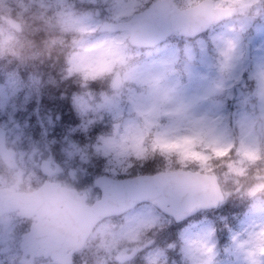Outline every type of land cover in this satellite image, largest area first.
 <instances>
[{
    "label": "clouds",
    "instance_id": "obj_1",
    "mask_svg": "<svg viewBox=\"0 0 264 264\" xmlns=\"http://www.w3.org/2000/svg\"><path fill=\"white\" fill-rule=\"evenodd\" d=\"M115 2L116 0H104V3L98 6L99 14L96 15V19L88 22L90 26L101 27L105 24L129 25L115 33L96 31L84 39L69 33L62 41L41 39L38 43L29 44L18 39L0 40V75L14 74L24 67H31L34 70L38 67L35 61L39 60L41 64H48L56 71L58 79L51 82L64 85L61 98L70 99L78 93H91L92 103L95 105L105 96L112 97L118 105L117 108L112 111H95L98 117L111 114V128L104 134L106 137L119 138L126 126L141 123L143 118L139 110L150 107L158 95L167 92L170 101L165 107H181L183 110L178 115L166 117L165 126L173 125L179 127L181 131H186L191 128L194 120L202 118L205 125L214 127L217 132L222 133L226 142L238 145L246 131L244 122L254 120L259 123L261 138L264 140V95L261 94L260 84V75L264 72V67L252 70L246 83H242L239 76L244 58L241 36L248 24L264 15V0H249L250 6L245 11H232L191 32L183 31L175 25L179 20V11L194 0H168L170 8L175 11H168L155 17L150 26V31L158 37L156 42L139 46L132 44L128 37L132 35L133 28L145 20L143 13L156 0H148L143 7H138L132 17L119 21L114 18ZM214 2L225 8L240 7V0ZM126 3L131 6L132 0H126ZM219 25H229L227 34L214 32L215 27ZM205 30L209 33L207 39L199 35ZM107 35L125 38L127 67L134 69L138 79L149 80L162 70H167L159 93H152L147 84L139 85L134 81L125 82L120 89H114L112 82L117 72L125 71L124 66L118 65L112 73L88 79L73 68L72 57L77 52V44L81 40L92 43ZM27 47H35L38 51L26 55L24 49ZM197 51L207 56V71L200 91L194 96H189L185 94L186 83L181 82V73L191 65L193 53ZM238 91L243 96L242 110L249 113L250 118L246 116L242 123H238L234 117L226 123L224 118L226 106L236 101ZM141 93L144 95L141 105L130 103L131 97ZM261 157L255 163L245 162L239 165L235 149H230L227 156L211 160V174L215 176L220 191V198L215 201L217 204L235 201L248 207L264 206V148ZM229 162H237V166L243 168V174H235L228 167ZM124 163L130 166L126 170L117 166L116 170L120 175L126 176L127 180L154 176L169 166V160L159 152L150 154L145 159L129 157ZM149 163L153 166L152 170L143 171L145 165ZM170 164L174 168L180 167L175 156L170 158ZM185 168L190 171H201L195 162L187 163ZM115 206L121 208V211L109 218L114 230L118 233L132 231L136 238L127 245L125 258L119 262L109 260L108 264H217L220 253L213 230L189 233L186 231L188 226L185 225L174 232L170 231L174 224H179L198 209L210 207V203L204 202L202 193L173 191L164 196H154L135 203L117 200ZM22 218L31 226L30 219ZM220 219L224 220L223 217ZM261 231H264V223L230 237L231 248L242 255L245 264H248V254L255 247L256 236ZM206 248H211V252H206ZM257 258L264 259L258 252Z\"/></svg>",
    "mask_w": 264,
    "mask_h": 264
},
{
    "label": "snow or ice",
    "instance_id": "obj_2",
    "mask_svg": "<svg viewBox=\"0 0 264 264\" xmlns=\"http://www.w3.org/2000/svg\"><path fill=\"white\" fill-rule=\"evenodd\" d=\"M147 3L148 0H132L131 6H129L126 0H116L114 18L119 21L126 17H132L138 7H143ZM249 6V0H240L239 9L225 8L214 0H194L179 11V20L175 26H191L194 31L199 30L222 15L236 10L245 11ZM168 11H175L170 8L168 0H156L155 3H152L143 13L145 20L133 28L132 35L128 37L130 42L137 46L155 43L158 37L150 31V26L155 17ZM61 15L65 16L64 25L67 31L78 32L82 35H90L96 31L115 33L118 29L129 27L127 24L90 26L89 21L74 18L71 12L62 11ZM126 48L125 38L115 35H107L92 43L81 40L77 44V52L72 57V66L76 71L81 72L85 79L103 76L112 73L118 65L124 66L125 71L117 72L112 82L114 89H120L125 82L134 81L139 85L147 84L152 93H159L167 70H162L149 80L138 79L134 74V69L127 67ZM260 84L261 94L264 95V72L260 75ZM77 100L84 112L112 111L118 107L114 99L108 96L95 105L80 98ZM143 100L144 95L141 93L131 97L130 103L141 105ZM169 101L170 97L167 92H164L157 96L150 107L143 110L138 108L143 118L142 122L126 126L124 133L119 138L116 136L102 137L98 151H103L106 155L113 154L116 158V165L125 170L130 166L124 163L129 157L145 159L156 152L168 160L175 156L180 164L179 168H174L169 163V166L154 176L137 177L135 180H126L117 184H108L98 180L97 183L103 187L104 194L102 198L97 199L91 205L85 202L86 194L76 193L55 183H47L34 194L31 205L37 226L57 222L67 223L74 217H86L94 223L106 216L118 214L121 208L115 206L117 200L135 203L138 200L154 196H164L173 191L199 192L203 194L204 202L214 203L220 198V193L216 186V178L211 174V160L227 156L230 149H235L239 157V165H243L245 162H255L261 158V146L248 138L251 133L242 136L240 143L236 145L226 142L224 135L217 132L214 127L205 125L202 118L194 120L191 128L186 131H181L179 127L173 125L161 126L158 123L161 116H175L183 110L181 107L175 109L165 107ZM189 162L198 164L201 171L186 170L185 165ZM228 167L237 175L243 172V168L237 166V162H229ZM44 170L46 174L53 175L47 162ZM117 236L133 240L136 238L132 231L119 233ZM254 243L255 247L248 254V264H264V259L257 258V252L260 257H264V231L257 234ZM114 244L115 241L112 246ZM205 251L210 253L211 248H206ZM118 259H122V255Z\"/></svg>",
    "mask_w": 264,
    "mask_h": 264
},
{
    "label": "rangeland",
    "instance_id": "obj_3",
    "mask_svg": "<svg viewBox=\"0 0 264 264\" xmlns=\"http://www.w3.org/2000/svg\"><path fill=\"white\" fill-rule=\"evenodd\" d=\"M83 3L88 4L90 10L82 9ZM103 3L104 0H0V40L9 38L14 41L17 39L23 42L28 41V35L30 36V34H35L37 32L33 31L32 26L36 25L38 22L44 26L51 25L55 20V22L59 23L61 31L67 34L73 33L78 38L84 39L87 37V34L82 35L78 32L67 31L65 29V16L61 15V12L68 11L71 12L74 18L93 21L96 19V15L99 14L98 6ZM28 4H31V6H28ZM10 20L18 24L21 31L20 33L8 24ZM249 26L248 24L245 27V31L241 36L242 42H248L251 48L248 59L245 60L243 58L241 62L239 76L242 83L248 81L252 70L264 67V28L257 25L253 28H249ZM228 27L229 25H219V28L214 32L218 34H227ZM53 36L54 34L52 32L46 39L52 41ZM64 36L65 35H63V37ZM208 36L209 33H207V35H202L204 39H207ZM31 39H33V37H31ZM41 39L38 38L37 41L39 42ZM171 39L174 40L175 37ZM24 51L26 54L27 49L25 48ZM36 64L39 66L40 63L37 62ZM46 71L49 72V68H47ZM206 71L207 56L199 51L194 52L191 65L185 68L181 74V77L183 75L184 79L182 83H186V95L194 96L200 91L203 86V79L206 75ZM47 72L39 67H36L34 70L28 67L27 74L33 79L30 80L34 83L27 80L26 86L37 89L44 85L45 82H47V84L53 83L51 81H54V79L40 81L49 78L51 74ZM16 73L0 75V125L7 127V140L10 147L16 151L17 161L16 166L13 168H9L3 162H0V184H10L17 188L22 187L27 189L42 180L43 174L39 172V164L44 155L51 150L49 146H46L47 144L44 143L45 140L43 142L41 133L38 138L39 132H35L40 129L42 130L40 126L44 124L41 118L38 119V115L41 111H34L36 104L23 113L19 109L20 104L26 102L28 95L23 94L20 97L19 90L23 89V86L18 84L15 77ZM29 87L24 90L27 91ZM77 98L88 101L90 104L94 105L92 103L91 93H86L84 95L77 94L70 98L76 105L75 114H70L71 119L75 122L74 125L71 126L67 124L61 125L59 121L57 122V125L61 127L59 128L60 135H58L62 137H60L61 139L59 140L57 149H55L57 160L66 166L65 169L70 168L74 170L75 176L80 171H87L84 169L85 165L86 169H88L89 165H95L99 159L100 164L103 165L105 170H116L117 165L115 163V156L113 154L106 155L103 151H98L101 138H106V136L102 134L97 135V133L91 135L90 132H87L96 121L103 126L107 125L108 129L106 131H110L112 122L111 114L105 117H98L95 115V111L84 112L81 110V105L78 103ZM242 108L243 96L241 92H239L236 101L226 106L224 113L226 123L234 117L238 123H242L246 116L250 118V114L243 112ZM51 112L52 111H50L49 114H51ZM64 119H66L65 116ZM165 120L166 117L161 116L158 123L161 126H165ZM244 126L246 131L243 136H247L251 133L248 138L262 145L264 148V140L261 138L259 123L254 120L245 121ZM89 138L91 140H89ZM52 171L55 172L54 170ZM241 174H243V172ZM60 177L64 180L71 178V176L68 177L66 171L65 173L62 172ZM89 177H91V175H89ZM75 178H77V176ZM84 180H86V178ZM89 181L90 183L92 182L90 178ZM252 208L258 211L241 219L237 228L230 231L229 239L226 242L227 244H223L222 247L218 246L220 254L218 255L217 264H245L242 255L231 248L230 237L236 233L250 229L257 224L264 223V209H262L264 206L257 205ZM217 215L222 216L221 213H217ZM220 218L221 217H219V219ZM16 219L17 218L10 213L0 216V230L2 233L0 237V264H24V262L22 263L23 258L27 260L29 258L22 256L19 252L18 243L20 241H18V238L20 237H18V235L20 236L24 229H18L19 224ZM209 229L211 228L207 224H204L193 230L187 228L186 231L189 233H204ZM117 234L119 233L114 230V226L110 219L102 220L99 226L94 229V235L91 237V240L87 245L81 248L79 253L80 264H108L109 260H116L119 262L125 258L127 245L131 244L133 239L117 236ZM113 241H115L114 246H112ZM121 255L122 259H118ZM30 264L50 263L47 258L40 257L36 258L34 262L32 260Z\"/></svg>",
    "mask_w": 264,
    "mask_h": 264
},
{
    "label": "water",
    "instance_id": "obj_4",
    "mask_svg": "<svg viewBox=\"0 0 264 264\" xmlns=\"http://www.w3.org/2000/svg\"><path fill=\"white\" fill-rule=\"evenodd\" d=\"M180 28L183 31H188V32L194 31L191 26H182ZM247 55H248V50H246L245 57H247ZM0 154H1V157L3 158V160L5 162H8L10 165L14 164L13 159H11L12 157H11V154H10V150H8V149L6 150V148H5V144H4V130L1 129V128H0ZM146 177H151V176H146ZM98 180L99 181H103L104 183H108V184H117L118 182L126 181L127 177H124L122 179H116V178H113V177L110 178V177H106V176H100L97 179V181ZM97 181H96V183H97ZM47 183H49V182L45 181L44 184L41 187L31 191V193H24V192L16 193V192H13V190L10 189V188H8V189L7 188H1L0 189V212L3 211V210H8L9 211V209L11 210V209L19 208L20 209L19 212H18L19 214L32 213L31 205H32V202H33L34 194H36ZM99 187L102 190L101 192H102V197H103V194H104L103 187L101 186V184H99ZM218 191H219V189H218ZM219 193H220V191H219ZM9 194H12L14 196V199L10 200L9 196H8ZM216 204H217L216 202L210 203V207H215ZM84 218L87 219L86 217H84ZM67 223H59V222H57V223H52V224L46 225L47 228H49L48 230L53 235L48 234L47 233V229L42 233L41 236H43L42 241L44 243V246L46 245L47 247H55L56 250L62 251L60 249V243L61 242H59V243L57 242V244H55V242L58 241V240H63L65 238L64 236L61 237L60 233H62L64 227L67 226ZM71 223H72V221L69 222V224H71ZM92 223L93 222H91V221L90 222H81V225H82V227L87 228V227H90V225ZM57 228L59 229V231H57ZM89 229L90 228H87L85 230V233L82 234L81 237H80L81 241H79L78 244H76L72 249H75V248L79 247V245H81V243H82V241L84 239V236H85V234L87 233V231ZM64 235H66V234H64ZM37 240L40 241V239H37ZM49 249L50 248H47L45 251H49ZM64 258H65V256H64ZM63 264H68V263H66L64 261Z\"/></svg>",
    "mask_w": 264,
    "mask_h": 264
},
{
    "label": "trees",
    "instance_id": "obj_5",
    "mask_svg": "<svg viewBox=\"0 0 264 264\" xmlns=\"http://www.w3.org/2000/svg\"><path fill=\"white\" fill-rule=\"evenodd\" d=\"M98 132V130L96 131V133ZM169 163H170V160H169ZM152 164L151 163H149V164H147V165H145V167H144V169H143V171H146V172H148V171H151L152 170ZM111 173H113L114 175H117V176H120V174L117 172V170H115V171H112ZM238 206V207H237ZM221 209H223V210H220V212L223 214H226L225 216H223L226 220H228L227 221V224L229 225V223L232 221V215H234L235 213H237L238 211H240V210H242V206L241 205H237L236 203H231V204H228L226 207H222ZM213 211H215V210H213ZM219 215H215L214 216V213L212 212V214H211V219L213 220V221H215V222H219L218 221V219H219ZM218 218V219H217ZM176 224H174L173 226H172V228L170 229V231H172V232H174L175 230H176Z\"/></svg>",
    "mask_w": 264,
    "mask_h": 264
},
{
    "label": "flooded vegetation",
    "instance_id": "obj_6",
    "mask_svg": "<svg viewBox=\"0 0 264 264\" xmlns=\"http://www.w3.org/2000/svg\"><path fill=\"white\" fill-rule=\"evenodd\" d=\"M53 159L55 161H57L56 158L53 157ZM62 169H63V166L61 165V162L57 161V163L55 164V171H57V173H62L63 172V171H61ZM85 177H86V180L78 179V178L74 177V178H71V181H70L71 183L68 181H66V183H67V185L74 187L77 190L76 191L77 193L86 194L87 195V201L89 202V201H91L89 173ZM59 182H61V181H59ZM61 183H63V182H61Z\"/></svg>",
    "mask_w": 264,
    "mask_h": 264
}]
</instances>
